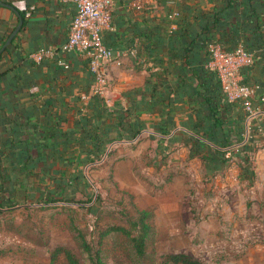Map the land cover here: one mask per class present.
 I'll return each mask as SVG.
<instances>
[{
    "label": "crops",
    "instance_id": "1",
    "mask_svg": "<svg viewBox=\"0 0 264 264\" xmlns=\"http://www.w3.org/2000/svg\"><path fill=\"white\" fill-rule=\"evenodd\" d=\"M0 3L7 5H0V49L21 12L30 11L0 55V202L11 195L55 193L50 180L63 181L74 163L97 162L95 148L103 147L101 160L112 148L145 139L163 155L188 149L209 180L223 176L216 192L234 186L238 194L248 178L256 191L257 180H264V0H112L103 40L118 57L108 64L111 88L103 98L92 92L84 55L60 54L39 64L30 59L66 42L76 11L72 3ZM210 44L254 54L253 65L242 69L253 88L254 114L226 102L210 67ZM211 110L228 111L220 127ZM226 150L239 153L223 162Z\"/></svg>",
    "mask_w": 264,
    "mask_h": 264
},
{
    "label": "rangeland",
    "instance_id": "2",
    "mask_svg": "<svg viewBox=\"0 0 264 264\" xmlns=\"http://www.w3.org/2000/svg\"><path fill=\"white\" fill-rule=\"evenodd\" d=\"M147 141L112 148L108 158L93 164L71 165L62 178L70 183L80 175L78 186L83 190L70 189L64 201L32 199L11 211L2 208L0 264H48L50 253L59 246L87 264L74 228L97 249L108 227L129 229L139 211L150 214L152 229L146 264H158L168 253L189 254L202 264H264V180H257L256 191L251 190L255 181L247 179L238 194L234 186L227 193L216 192L213 188L223 176L209 180L199 158L188 149L163 155L152 139ZM235 153L239 151L226 150V162ZM196 171L198 178L192 176ZM120 241L126 238L110 234L103 239L106 263L125 250L118 247Z\"/></svg>",
    "mask_w": 264,
    "mask_h": 264
},
{
    "label": "built area",
    "instance_id": "3",
    "mask_svg": "<svg viewBox=\"0 0 264 264\" xmlns=\"http://www.w3.org/2000/svg\"><path fill=\"white\" fill-rule=\"evenodd\" d=\"M59 1L72 3L76 8L66 42L58 49L49 48L32 53L30 59L39 64L45 60L55 59L60 54L84 55L88 60V70L93 78L92 92L103 98L111 88L107 77L108 64L116 56L118 57V53L112 51L103 40V32L110 27L112 20V0ZM29 17L30 11H26L25 18ZM261 29L264 35V17ZM207 51L212 59L210 67L220 82L226 102H238L245 111L253 114L255 111L252 107L253 88L244 82L242 69L253 65L254 54L247 52L243 47L232 52H223L216 44H210ZM58 63L59 66L68 68L62 60Z\"/></svg>",
    "mask_w": 264,
    "mask_h": 264
},
{
    "label": "trees",
    "instance_id": "4",
    "mask_svg": "<svg viewBox=\"0 0 264 264\" xmlns=\"http://www.w3.org/2000/svg\"><path fill=\"white\" fill-rule=\"evenodd\" d=\"M21 20L25 19V11L21 12ZM3 45V44H2ZM243 74V72H242ZM245 81V80H244ZM217 85L221 88L220 82H217ZM222 90V89H221ZM223 112L228 113V111H210L213 124L215 127H220L223 123ZM208 137V136H207ZM103 148V147H102ZM102 148L97 147L95 151L97 156L92 158V160L99 161L101 156L99 155V150ZM101 154V153H100ZM223 162H226L225 160ZM75 178V176H72ZM81 179V176H76L73 182L67 181V179L56 180L51 179L53 185L55 186V193L46 192L48 199H44L42 194L38 195H23V196H8L2 197V202H0V208L4 207H15L19 205H27L28 202H31L32 199L39 201L54 202L55 199L64 201V195L72 188H76L73 191L83 190L82 185L78 186V180ZM249 179V178H248ZM66 180V181H65ZM6 182V181H5ZM85 184V181L83 182ZM78 186V187H77ZM2 189H6L2 184ZM58 192V193H57ZM58 195V197L56 196ZM7 199V200H6ZM11 211V210H8ZM1 214V213H0ZM150 214L145 211H139L138 217L131 224L129 229L124 226H110L104 232L103 236L100 237L99 246L97 249H94L86 240L85 236L77 229L74 228V233L76 236V241L80 251L83 256L86 258L87 264H108L104 261L101 251V243L105 237L110 234H116L119 236H124L126 242L120 241L118 247L120 249H125L122 253L118 254L111 259L110 264H146V261L149 260V255L147 253L148 239L152 229L149 225ZM120 256V257H119ZM48 264H82L80 259L70 250L63 246L56 247L49 255ZM158 264H202L197 258L192 255L185 253H168L160 257Z\"/></svg>",
    "mask_w": 264,
    "mask_h": 264
},
{
    "label": "water",
    "instance_id": "5",
    "mask_svg": "<svg viewBox=\"0 0 264 264\" xmlns=\"http://www.w3.org/2000/svg\"><path fill=\"white\" fill-rule=\"evenodd\" d=\"M1 6H7L3 3H0ZM11 10H14L12 7H10ZM15 11V10H14ZM15 13L18 15V13L15 11ZM20 18V17H19ZM23 22L21 19H19V23L17 25V27L14 29V31L11 33V35L9 36V38L6 40L5 44L1 47L0 49V55L3 53V51L9 46V44L11 43V41L13 40V38L16 36V34L19 32V30L21 29Z\"/></svg>",
    "mask_w": 264,
    "mask_h": 264
}]
</instances>
